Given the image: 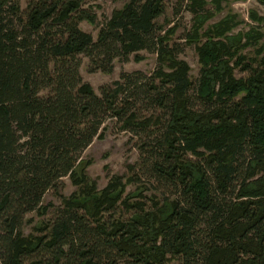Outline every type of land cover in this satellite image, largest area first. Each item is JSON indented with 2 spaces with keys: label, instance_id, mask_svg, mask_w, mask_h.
I'll return each instance as SVG.
<instances>
[{
  "label": "trees",
  "instance_id": "16d2710c",
  "mask_svg": "<svg viewBox=\"0 0 264 264\" xmlns=\"http://www.w3.org/2000/svg\"><path fill=\"white\" fill-rule=\"evenodd\" d=\"M186 1L194 81L174 28L157 22L164 0H128L95 39L80 27L96 22L82 0H0V264H264V56L242 53L264 51V17L250 10L254 24L233 33L230 12L205 26L222 0L215 11ZM141 50L156 55L150 74L123 71L99 94L82 80V57L109 73ZM108 118L137 136L139 159L126 182L98 190L81 155ZM65 176L77 190L23 235ZM151 183L159 194L147 197ZM119 206L127 216L111 218Z\"/></svg>",
  "mask_w": 264,
  "mask_h": 264
},
{
  "label": "rangeland",
  "instance_id": "374dc122",
  "mask_svg": "<svg viewBox=\"0 0 264 264\" xmlns=\"http://www.w3.org/2000/svg\"><path fill=\"white\" fill-rule=\"evenodd\" d=\"M128 0H82L84 7H90L96 13V22L90 23L82 21L80 27L82 30L91 33L93 38H96L100 24L110 16L113 10L120 9ZM166 3L165 13L157 19L158 24L167 30L173 27L171 38L182 47V52L179 58L185 60L190 66V78L194 81L199 75V64L195 51V44H186L184 42V34L190 29L192 24L189 11L186 9V0H164ZM22 1V5H24ZM178 7L179 13L173 14V8ZM207 7L214 10L212 0H207ZM250 10H254L259 16L264 17V4L260 0H222L221 9L215 11L205 24V26L217 22L227 13L237 15L239 21L238 26L233 30V33L238 31H247L251 25L254 24L249 18ZM259 29L264 32V22L259 25ZM264 40V39H263ZM250 58H256L258 61L264 56V51L261 54L256 53L253 48H247L243 52ZM137 56L139 60L135 59ZM130 55L128 61H121L115 59L113 61V69L109 73L101 71L90 72L88 70V59L82 57V63L79 71L82 80L89 83L92 89L99 94L100 87L104 84H111L114 80L119 79L123 71L141 70L147 74L153 72L156 68V55L141 50L138 53ZM236 76H241L244 73L235 70ZM152 110H145L141 116H154ZM100 136L93 139L89 146L83 151L81 155L82 160H86L89 164L85 167L84 172L88 181L94 182L98 190L103 189L108 181L113 176H120L122 182L132 174V167L138 162L139 151L136 147L138 141L137 136L131 131L124 130L120 122L114 118H108L102 124L99 130ZM143 180V179H142ZM144 182V181H143ZM139 184L145 183H126V191L132 192ZM147 186V185H146ZM77 190L69 176L63 177L55 188L49 189L42 197L40 207L25 215L21 231L23 235L39 234L37 228L42 223H49L52 219L56 209L61 206L64 198L70 196ZM156 190L155 184H149L144 194L150 197L153 194H159ZM113 215V216H112ZM111 218L120 216H127L122 207H118L115 213H112ZM109 219L108 215H105Z\"/></svg>",
  "mask_w": 264,
  "mask_h": 264
}]
</instances>
